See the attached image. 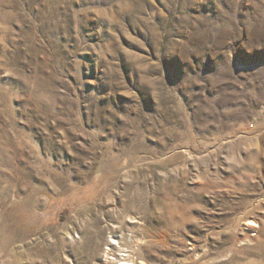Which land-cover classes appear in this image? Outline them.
<instances>
[{
    "label": "rangeland",
    "instance_id": "1",
    "mask_svg": "<svg viewBox=\"0 0 264 264\" xmlns=\"http://www.w3.org/2000/svg\"><path fill=\"white\" fill-rule=\"evenodd\" d=\"M130 228L146 264H264V0H0V264Z\"/></svg>",
    "mask_w": 264,
    "mask_h": 264
},
{
    "label": "bare ground",
    "instance_id": "2",
    "mask_svg": "<svg viewBox=\"0 0 264 264\" xmlns=\"http://www.w3.org/2000/svg\"><path fill=\"white\" fill-rule=\"evenodd\" d=\"M112 222L115 223L116 221ZM248 224L256 225L257 222L250 220ZM116 231L118 232L119 230ZM143 233L142 230L140 233H137L130 228L129 234H121L119 238H112V240L106 238L102 249L103 253L100 258H95L93 264H146V261H149V259L146 253H143L141 243L147 244L148 240L144 239ZM100 240V234H98L96 247L100 245ZM142 254H144L143 257Z\"/></svg>",
    "mask_w": 264,
    "mask_h": 264
}]
</instances>
